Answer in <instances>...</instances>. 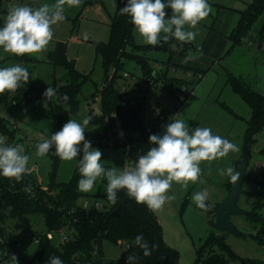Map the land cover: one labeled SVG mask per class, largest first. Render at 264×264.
<instances>
[{
    "label": "rangeland",
    "instance_id": "obj_1",
    "mask_svg": "<svg viewBox=\"0 0 264 264\" xmlns=\"http://www.w3.org/2000/svg\"><path fill=\"white\" fill-rule=\"evenodd\" d=\"M251 1L253 0H207L213 11L197 25L195 31H198V34L196 39L190 43L181 44L172 38L167 43H162L161 46L147 45L134 30L135 42L147 47L140 52L144 56V62L153 69H159L163 76L159 90L163 96L171 100L174 98L166 82L188 78L187 69L177 64L178 57L182 56L178 53L180 46L190 47L193 43L195 48L192 46L185 56L189 53L192 56L198 55L204 50V43L210 42V36L212 37L215 33L222 36L223 30L229 28L233 20L232 28L237 26L241 12ZM54 2L55 0H42L41 4ZM117 3L118 0H82L79 7L65 6L66 19L53 25V39L46 50L41 53L17 57L0 48V68L21 63L28 69L32 82L35 84V88L28 97L29 102L24 105L21 117L18 118L15 112L7 108L0 111V115L7 120L6 127L9 132V135H6L1 130V137H5L8 144L23 145L25 154L29 156L27 165L29 172L26 174L35 179L33 180L35 181L34 193L37 188L49 192V180L53 173L56 175V183L69 182L78 173L77 160L60 159L54 168L52 156L50 154L43 157L37 156L35 145L42 142L44 138H50L51 134L59 131V126H63L69 119L82 122L88 117L91 109L99 114L102 112L100 91L104 86V70L101 57L95 51V42H107L110 39V23ZM8 4L11 6L16 3L10 1ZM34 5L35 8L40 6L36 3ZM6 17L7 14L3 21ZM84 33L88 34V40L83 38ZM60 41L67 43V56L75 62L76 70L88 74L91 78L82 86L78 114L63 111L58 100L45 103L43 98L47 87H60L67 84L69 79L68 71L64 67H55L48 62L50 51L54 50ZM210 47H206L205 50ZM172 51H176L173 56H171ZM228 51L223 53L222 57L210 62L208 71L202 72V79L191 78L190 81L192 85L194 84L193 91L183 103L177 118L182 119L191 128H210L214 135H219L236 144L239 151L230 152L226 157L214 161H202L199 180L196 183L189 182L187 187L173 182L167 195H174L175 199L166 202L161 210L154 211L161 222L165 242L179 252L180 264H201L196 262L199 247L211 234H221L210 226L217 205L225 200L230 190L229 177L219 175V169L227 167L236 169V163L240 160L245 146V136L252 112L251 107L242 97L233 91L228 79L230 75H233L246 86L259 91L256 85L258 78L255 64L264 63V15L252 26L242 43ZM126 70L138 72L145 69L137 59L126 60L115 81V88L118 92L124 82L122 77ZM131 91L132 88H129L128 92ZM171 119L173 118L169 115L168 119L157 121L156 127L163 128L165 124L171 122ZM88 128H90L89 125ZM112 143L110 141V146H93L102 152L103 166L121 169L126 166L130 167L129 153L122 146L115 147ZM251 152L248 166L251 179L243 184L238 206L248 212L255 208L264 215V185L262 184L264 182V130L256 135L251 144ZM256 164H259L261 168H256ZM106 187V178L98 179L92 191L79 190L83 195L78 198V203L83 206L89 202L92 205L97 195L106 193ZM204 189L208 191L207 211L198 208L192 199L196 192ZM59 191L60 188L56 187L52 193L57 194ZM99 201L104 203L102 200ZM231 219L236 228L245 233V236L224 232L227 243L241 257L256 261L250 260L251 262L245 263L238 261L233 264H264V246L252 237V234L261 232L262 227L252 224L246 214L233 215ZM45 232V220L40 214L24 213L0 218V243H5L6 247L12 250V254L18 257L19 264H26L33 257L38 245L35 235ZM59 240L60 235L57 234L56 243ZM102 251L107 259H117L120 256L121 247L103 241Z\"/></svg>",
    "mask_w": 264,
    "mask_h": 264
},
{
    "label": "trees",
    "instance_id": "obj_2",
    "mask_svg": "<svg viewBox=\"0 0 264 264\" xmlns=\"http://www.w3.org/2000/svg\"><path fill=\"white\" fill-rule=\"evenodd\" d=\"M10 1L0 0V27L3 26L4 16L8 14ZM126 3L127 0H118L110 23V39L107 42H95V51L101 57L104 70V86L100 91L102 112L99 114L91 109L88 116H91L92 120L90 128L86 129V138L92 146H110V141L115 147L122 146L129 153L132 166L139 155L145 154L153 146L149 143V135L162 134L163 128L146 129L140 119L139 107L124 102L115 88L116 78L126 60L137 59L145 72L152 70L140 53L147 47L135 42V28L129 22L130 18L119 14V8L124 7ZM168 12L171 15L170 10ZM263 15L264 0H253L247 5L241 12L237 26L228 36L233 43L232 47L242 43L243 38L248 36L252 26ZM192 46V43L190 47L181 45L178 53L185 55ZM173 54H176V51H172L171 56ZM48 62L55 67L62 66L68 71L67 84L57 89L59 94L66 93L69 100L58 102L63 111L78 114L82 86L91 78L88 74L76 70L75 62L67 56L66 42L57 43L56 48L48 55ZM228 82L233 91L251 107L245 143L252 144L256 135L264 130V94L246 86L233 75H230ZM34 88L35 84L30 76V81L16 92L6 91L0 94V111L7 108L15 112L18 118L21 117L24 105L29 102L28 97ZM6 123L7 120L0 115V131L3 130L4 134L9 135ZM61 128L62 125L59 130ZM48 154L52 156L55 168L60 158L54 152ZM55 178L53 173L49 180V192L37 188L34 193L35 179L30 175L25 174L20 182L0 175V218L34 213L42 215L45 220L46 232L35 235L40 237V242L35 254L26 264H47L49 257L53 255L60 257L64 264H126V257L133 252L139 257L136 264H180L179 252L165 242L160 220L146 205L136 203L121 190L116 205L107 200L105 193L97 195L95 200L104 202L102 209H85L78 203V198L83 195L77 186L80 173H76L69 182L56 183ZM262 184L264 185V182ZM27 186H30V191H23ZM56 187H59L60 191L54 194L52 190ZM9 206L12 207L11 212L6 211ZM246 215L252 224L262 227V231L252 234V237L264 246V215L255 208ZM65 225L73 232L67 242L56 243L47 238V232L59 231ZM141 233L149 245H158L150 256H144L142 250L134 244L136 235ZM240 235L245 236V233L241 232ZM103 241L121 247L117 259L105 258L102 251ZM0 253L12 254V250L8 249L5 243H0ZM250 260L256 262L238 255L227 243L225 233L211 234L197 250L196 257V262L201 264H233Z\"/></svg>",
    "mask_w": 264,
    "mask_h": 264
},
{
    "label": "clouds",
    "instance_id": "obj_3",
    "mask_svg": "<svg viewBox=\"0 0 264 264\" xmlns=\"http://www.w3.org/2000/svg\"><path fill=\"white\" fill-rule=\"evenodd\" d=\"M82 0H55L54 3L31 7L25 4L11 5L2 27H0V48L5 52L23 57L25 54L41 53L46 50L54 36L53 25L66 19L65 6L79 7ZM170 10L171 15H169ZM213 11L207 0H127L119 14L130 18L129 22L147 45L161 46L170 39L190 43L196 39L197 25ZM89 39L87 33L83 34ZM195 59L189 53L182 63ZM30 81V73L21 63L0 68V94L16 92ZM44 102H67L69 96L59 94L58 89L47 87L43 93ZM176 114L175 117H178ZM91 116L82 122L69 119L62 128L35 145L37 156L54 154L65 161L77 160L81 179L78 189L92 191L98 179L107 180V200L116 205L118 193L124 190L127 196L138 204L146 205L152 211L163 208L175 196L167 193L176 182L187 187L196 183L201 175L200 163L226 157L230 152H238L239 147L228 139L214 135L208 127L191 128L182 119H171L163 126L162 134H151L148 151L137 157L134 165L128 167L105 168L102 152L94 148L86 138V129ZM121 135H123L121 133ZM82 153V155H81ZM29 156L21 144H8L0 137V175L20 182L29 172ZM219 175L227 176L235 184L240 173L233 167L219 169ZM30 191V186L22 189ZM201 210L207 211L208 191L196 192L192 197ZM6 211L11 212L9 206ZM136 247L144 256H150L158 245H149L143 234L136 235ZM136 253L126 257V264H136ZM0 264H19L15 254L0 253ZM47 264H64L58 256H50Z\"/></svg>",
    "mask_w": 264,
    "mask_h": 264
},
{
    "label": "built area",
    "instance_id": "obj_4",
    "mask_svg": "<svg viewBox=\"0 0 264 264\" xmlns=\"http://www.w3.org/2000/svg\"><path fill=\"white\" fill-rule=\"evenodd\" d=\"M11 1L16 4H25L31 7H34L35 3L38 5L42 3V0ZM186 71L188 72L187 79L178 78L176 82H166V86L170 88L174 96L173 100L169 99L167 96H163V94L159 92L161 88L160 80L163 76L159 69L153 68L150 72H145L143 70L131 72L126 70L123 73L122 78L124 82L121 85L119 94L124 102L139 107L142 123L145 125L146 129L152 130L153 128H157V121L168 119L169 115H171L173 119L177 118L175 115L180 113L183 103L193 91L192 87L194 84L192 85L190 80L195 79L194 77L198 79L203 78V73L201 71L193 69H187ZM155 72L160 75V79L154 76ZM129 88H132L130 93L128 92ZM255 167L258 169L261 168L259 164H256ZM83 207L85 209L100 210L103 208V203L97 201L91 205L89 202H86ZM57 234L60 235L59 241L65 243L72 237L73 232L68 228V225H65L57 233L54 231L47 232L46 236L50 241L56 242L55 236ZM35 241L38 244L40 242V237L35 236Z\"/></svg>",
    "mask_w": 264,
    "mask_h": 264
},
{
    "label": "water",
    "instance_id": "obj_5",
    "mask_svg": "<svg viewBox=\"0 0 264 264\" xmlns=\"http://www.w3.org/2000/svg\"><path fill=\"white\" fill-rule=\"evenodd\" d=\"M255 69L258 78L256 82L257 88L259 92L264 94V63H256ZM154 76L157 79L161 78L157 72L154 73ZM251 155V144L245 143L242 156L236 163V170L240 173L239 179L235 184L230 183L228 196L222 203L218 204L215 209V214L210 222V226L221 233L230 232L236 235L241 234L233 224L231 217L233 215H244L248 213V211L243 210L238 206V202L243 191L244 182L251 179L248 174Z\"/></svg>",
    "mask_w": 264,
    "mask_h": 264
},
{
    "label": "crops",
    "instance_id": "obj_6",
    "mask_svg": "<svg viewBox=\"0 0 264 264\" xmlns=\"http://www.w3.org/2000/svg\"><path fill=\"white\" fill-rule=\"evenodd\" d=\"M234 21V20H233ZM233 21L229 24V28L222 29L223 33L222 36L218 34H213L212 37L210 36V42H205L204 47L211 46L208 50L204 48V50L201 53H198V55L193 56L195 59L190 60L188 63H182L185 55L179 56V62L177 60V64L182 65L184 67H188L194 70H199L206 72L210 68V62L215 61V59L222 57V54L227 52L230 48L232 49V41L229 39V34L234 29L233 27ZM193 44V43H192ZM195 48V45H193ZM228 48V50H227ZM227 50V51H226ZM229 52V51H228ZM106 258V257H105Z\"/></svg>",
    "mask_w": 264,
    "mask_h": 264
}]
</instances>
